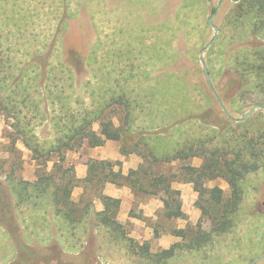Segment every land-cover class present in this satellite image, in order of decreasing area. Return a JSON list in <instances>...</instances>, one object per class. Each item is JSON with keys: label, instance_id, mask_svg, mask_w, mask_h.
Instances as JSON below:
<instances>
[{"label": "rangeland", "instance_id": "obj_1", "mask_svg": "<svg viewBox=\"0 0 264 264\" xmlns=\"http://www.w3.org/2000/svg\"><path fill=\"white\" fill-rule=\"evenodd\" d=\"M187 2L188 9L181 11L182 4ZM237 2L239 0H0V81L3 82L0 83V264H97L98 261L102 264H146L137 262L143 259L133 255L130 246H134L135 251L149 246V253L154 255L187 241L177 237L175 230L200 222L204 229L207 228L205 222H209L212 215L203 213L202 208L212 214V207L204 199L210 196H199L191 183H183L190 184V189L184 193L180 191L184 218L168 220L163 207L154 211L155 206H150L152 215H147L145 205L150 199L163 202L131 190L132 199L129 191L120 199L121 204L125 201L116 218L122 224L120 239L114 241L103 228L97 232L92 217L77 227L71 225L58 215L49 193L41 195L34 188L40 174L54 173L62 177L65 170L73 168L63 179L62 186H65L73 176L83 180L77 176L78 168L81 164L87 165L88 160L111 162L113 171L129 173L137 170L143 159L137 154L121 153L123 144L129 146V137L124 142L107 140L103 145L108 143L109 155L117 151L126 161L137 156L141 162L129 170L121 159L93 158L96 147L90 148L80 139L75 142V150L51 153L47 162L45 157L36 159L35 152L18 135L14 127L16 121L6 114V93L13 85L23 83L31 88L29 92L38 103L52 86L58 94L63 93V103H70L77 118L88 115L87 118L92 119L95 103L107 104L116 84L133 86L139 103L147 108L157 105L156 109L165 107L164 97L174 100L187 93L193 102L202 104V90L208 93L212 85L225 98L219 104L222 111L219 116L233 120L229 127L242 132L244 129L236 124L250 119L252 131L264 129V107L256 104L262 102V97L245 95L240 99L234 96L238 80L228 73V66L235 58L231 53L234 46L230 45V37L236 34L226 21ZM212 15H215L213 23L219 32L204 52L207 68L213 70L210 84L200 54L214 38L215 31L208 23ZM65 21L68 24L64 27L63 38L56 42L55 35L61 32L59 28ZM96 45L98 62L95 63L90 56ZM69 67L73 68L71 73ZM131 69L138 76L125 81L126 77L120 72ZM178 89L185 92L178 94ZM17 91L14 98L18 101L24 94ZM47 103L49 101L41 103L37 109L17 107L21 112L17 117L22 122L31 121L30 136L43 147L44 150L40 148L42 152L56 145L58 136L70 126H63L61 119L58 127L49 116L42 119L39 113L48 111ZM213 106H217L216 101ZM255 107L257 110L245 121L236 120ZM65 114L60 112L62 118ZM79 114L87 115L80 117ZM125 114L124 110L112 106L104 111L102 119H110L119 126ZM147 116H151L149 111L139 114V123ZM193 126L202 130L198 125ZM92 129L99 133L100 122L94 121ZM177 134L169 141L175 140ZM258 140L255 137V141ZM221 144L220 137L213 138V147ZM190 163L199 167L203 159L194 158ZM180 165L175 162L169 167L178 171ZM102 171L105 170H97L98 177L93 183L79 181L72 188L71 201L80 210L77 215L89 204L92 206L89 214L97 211V206H104L101 194L107 183L98 181L105 178ZM176 184H173L174 189ZM205 187H219L225 197L231 195V187L224 178L206 182ZM244 189V200L229 232L213 234L211 243L200 248L177 252L166 264H251L264 257V171L251 174ZM51 190L52 187L48 189ZM62 208L69 210L70 206ZM87 248L90 249L85 251ZM254 264H264V259Z\"/></svg>", "mask_w": 264, "mask_h": 264}, {"label": "trees", "instance_id": "obj_2", "mask_svg": "<svg viewBox=\"0 0 264 264\" xmlns=\"http://www.w3.org/2000/svg\"><path fill=\"white\" fill-rule=\"evenodd\" d=\"M188 7V2L183 3L181 11L188 9ZM226 24L236 34L230 37V45L234 46L231 53L235 58L233 63L230 62L232 65L228 66V73L234 74L238 80L236 83L237 94L234 96L240 99L245 95L260 96L263 100L256 104L264 107V0H239L227 17ZM66 25V21L61 24L59 28L61 32L57 31L55 35L56 42L61 37L63 38ZM218 39L220 40V37ZM97 48L98 45L90 56V60L95 63L98 62L96 58ZM67 69L71 73L73 68ZM126 71L121 70L120 72L122 77H126L125 81L138 76L137 73L134 74L132 69ZM209 74L213 78L211 68H209ZM0 83L3 82L0 81ZM231 84L235 85L234 83ZM119 85L116 84L113 95L110 96L107 104L102 106L100 102L95 103L93 108L95 116L92 119H88L87 114H85L87 116L79 114L80 117H85L77 118L70 103H63L61 98L63 93L58 94L52 86L48 88L49 91H45L42 98L40 97L39 102L35 103L31 92H29L31 88L26 87L23 83H17L7 91L8 103H5V111L9 118L16 121L14 127L17 129L18 135H21L25 145L35 152L36 159L45 157L47 162L51 153L59 154L63 149L64 151L75 150V142L79 139L84 140L86 145L91 148L103 146L107 140L124 142L126 137L130 138V143L128 147L123 144L121 153L123 155L137 154L143 159L140 167L137 170H130L127 175L113 171L114 164L111 162L88 160L89 172L87 177L79 180L73 176V178L68 179L65 186H62L63 179L73 168L65 170L62 177L47 172V174H40L39 181L36 182L34 188L41 195L49 193L58 215L64 217L74 227L82 224L83 221H89L92 217L97 232H101L100 229L102 228L105 229L114 241L120 239L123 234L122 224L116 220L121 205L120 199L101 194L104 210H94L92 214H89V210L92 208L89 204L79 215L77 213L80 210L71 201L72 188L79 181L93 183L98 177L96 175L97 170H105L102 171L105 172V178H99V183L104 182L105 185L110 182L117 186H128L135 194L159 198L163 202L164 217L168 220L184 218L185 216L182 210L181 192L173 188L175 182L191 183L194 190L203 198L209 195V199H204L212 207V214L207 208H202L203 213L212 215L209 217V222H205L207 228L204 229L202 222H200L197 225L188 226L186 229L175 230L174 234L177 237L187 241L176 243L158 254H150L149 246L144 247L142 251H135L134 246L129 248L133 255L143 259V261L138 260L137 262L166 264V260L173 258L177 252L194 250L207 245L211 243L213 234L227 233L234 227L237 213L244 200V184L247 182V178L259 170L264 171V142H262L264 129L252 131L253 128L249 127L248 122L250 119L244 123L236 124V126L244 129L242 132H236L232 127H229L228 124L232 123L233 120L228 117L223 119L219 116L222 115L219 104L225 98L212 85L208 87V93L202 90L204 95L202 104L200 101L193 102L190 94L187 93V96L182 97L180 95L174 100H167L164 97L165 101L162 104L165 107L163 109H156L157 105H152L150 108L141 105L133 86L128 85V83L124 86ZM18 89L24 94V97L18 100L19 102L14 98V94L19 93ZM1 90L2 86H0ZM177 92L182 94L185 91L178 89ZM45 99L49 101V104H46L48 111L44 110L39 113L42 115V119L49 116L57 127L60 126L57 124L60 119L63 126H68V124L70 126H68L67 132L58 136L56 145L50 146L47 152H42L43 147L38 146L33 141L34 137L30 136L31 128L28 127L31 126V121L26 122L24 120L22 122V119L17 117L21 113L17 107L20 106L21 109L27 108L28 110L32 107L37 109L41 103L46 102ZM168 101L169 105L167 104ZM215 101L217 106L214 107L213 102L215 103ZM112 106H116L119 111L124 110L126 112L125 116L120 118L121 124L119 126H116L110 119H102L104 118V111ZM58 109L60 112H66L63 118L60 116V112H57ZM148 111L151 116H147L139 123L138 115ZM96 120L100 122L99 133L92 129ZM192 124L198 125L197 127L202 128V130L194 128ZM175 133H178L177 138L169 141ZM214 137L222 139L221 146H212ZM224 137L226 138L224 139ZM255 137L259 139L258 142L255 141ZM194 158H202L203 164L199 167L192 165L190 160ZM175 162L181 163L178 171H173L169 167ZM59 167L62 170L63 167L60 165ZM217 178H224L228 182L231 187L230 196L225 197L223 190L219 187H205L206 182ZM51 187L52 190L48 191ZM63 206H70V209L64 210ZM89 249L87 248L85 251ZM96 263L102 264L99 261Z\"/></svg>", "mask_w": 264, "mask_h": 264}, {"label": "crops", "instance_id": "obj_3", "mask_svg": "<svg viewBox=\"0 0 264 264\" xmlns=\"http://www.w3.org/2000/svg\"><path fill=\"white\" fill-rule=\"evenodd\" d=\"M68 24V23H67ZM95 149V156L93 155V158L96 157L97 159L100 160H106V159H112V160H118L121 159L124 161L125 166L127 167V170H129L130 168H135L136 164H139L141 162V160H139V158L137 156H132L131 161H126L125 159H122L121 154L117 151H115L113 153V155H109L108 153V143L105 146H100V147H96ZM116 171V170H115ZM118 171V170H117ZM116 171V172H117ZM89 172V167H87V165H80V167L78 168V178L81 179H85L88 175ZM124 175L128 174L126 173V171L123 172ZM184 182H177V184L175 185V188L179 191H182L183 193L187 190L190 189V184H183ZM175 184V183H174ZM128 191L130 192L131 189L127 186H123V187H118L117 185L113 184V183H107L105 186V191H104V195L106 196H110L113 198H117V199H121L123 197L124 194H127ZM133 194L131 195V192L129 193V197L130 199H132ZM125 201H122L121 206L124 207ZM150 206H155V210L160 209L161 207H163V204L156 199H150L149 202L147 203V205H145V208H147V215H152V213H150L149 210L152 211V209L150 208ZM104 210V206H97V211H102ZM166 240V238H165Z\"/></svg>", "mask_w": 264, "mask_h": 264}, {"label": "water", "instance_id": "obj_4", "mask_svg": "<svg viewBox=\"0 0 264 264\" xmlns=\"http://www.w3.org/2000/svg\"><path fill=\"white\" fill-rule=\"evenodd\" d=\"M214 17H215V15H212L210 18H209V20H208V23H209V25L210 26H212V28L214 29V31H215V33H214V38L211 40V42L206 46V48L204 49V50H202V52H201V54H200V60H201V62H202V65H203V69H204V72H205V74H206V77H207V79H208V81H209V83L211 84V77H210V74H209V70H208V68H207V65H206V62H205V59H204V52L210 47V45L213 43V41L217 38V36H218V32H219V28H218V26L217 25H215L214 23H213V19H214ZM215 92V91H214ZM255 110H257V108L255 107V108H253V109H251V110H249V111H247L244 115H243V117L242 118H239V119H236L237 121H239V122H243V121H245ZM227 115L229 116V114L227 113ZM264 259V257H262V258H260V259H258V260H256V261H254L253 263H251V264H254V263H256V262H258V261H260V260H263Z\"/></svg>", "mask_w": 264, "mask_h": 264}, {"label": "flooded vegetation", "instance_id": "obj_5", "mask_svg": "<svg viewBox=\"0 0 264 264\" xmlns=\"http://www.w3.org/2000/svg\"><path fill=\"white\" fill-rule=\"evenodd\" d=\"M228 116V115H227Z\"/></svg>", "mask_w": 264, "mask_h": 264}]
</instances>
